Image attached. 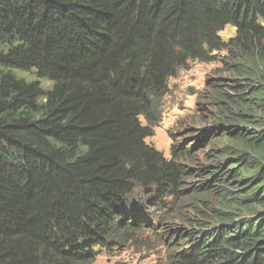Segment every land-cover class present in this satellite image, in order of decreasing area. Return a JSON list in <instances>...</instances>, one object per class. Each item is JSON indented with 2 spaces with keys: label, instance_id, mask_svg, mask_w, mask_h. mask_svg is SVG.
<instances>
[{
  "label": "trees",
  "instance_id": "trees-1",
  "mask_svg": "<svg viewBox=\"0 0 264 264\" xmlns=\"http://www.w3.org/2000/svg\"><path fill=\"white\" fill-rule=\"evenodd\" d=\"M263 20L264 0H0V264H93L173 212L196 187L181 188L190 148L173 141L166 158L145 142L168 80L189 62H220L231 26L232 46L264 65ZM241 90L225 96L232 107L264 115V87ZM257 126L225 135L258 149L257 161L224 164L199 185L235 201L209 208L220 231L177 234L186 245L171 264H264V211L234 216L264 207Z\"/></svg>",
  "mask_w": 264,
  "mask_h": 264
},
{
  "label": "rangeland",
  "instance_id": "rangeland-1",
  "mask_svg": "<svg viewBox=\"0 0 264 264\" xmlns=\"http://www.w3.org/2000/svg\"><path fill=\"white\" fill-rule=\"evenodd\" d=\"M234 34L235 30L231 27L220 33L224 39ZM249 52L252 58L245 59L248 50L240 46L231 54L222 56L221 62H189L184 69L178 72L179 75L177 73L175 77L170 78L168 92L161 101V121L158 126L154 127L153 135L150 138L147 137L145 142L159 148L158 150L169 158L171 142L174 141L176 144H178L177 141L179 144L194 142V137H185L183 134L185 124H191L193 129L213 124L212 127L216 128L217 108L221 106L220 92L236 94V90H245V87H241L245 84L264 87V65H261L258 58L253 57L254 50H249ZM225 105L231 107L229 110L236 114L235 117L229 114L232 119L229 118L228 121L231 123L226 124L222 120L219 121L221 124H226L223 126L228 127V132H233L236 128L257 131L259 130L258 121L264 122V115L260 110H255L254 113L253 111L239 112L237 106L232 107L233 105L228 103ZM239 144V142L237 144V142L226 139L215 140L210 145L203 143L194 146L192 144L190 156L180 160L185 170L193 168L189 171L191 176L183 180L184 186L181 188L196 186L197 189L195 187L193 190L181 192L174 200L173 212H158V217L155 218L158 222H153L152 231H139L130 241L101 251L95 257L93 264H171L168 254L170 247L174 244L168 239L169 229L177 233L188 232L190 227H196L198 223L212 224L215 221L211 220L210 207H223L227 202L230 206L235 202L234 200L226 201L221 197L222 190L217 187V183L206 188H201L199 185L208 177L205 173L215 170L219 165L236 163L242 158L247 161H257L258 149L248 150ZM226 186L233 188V186ZM256 210L264 211V207L258 205L254 212L243 208L235 210L234 216L236 219H245L251 216L250 214L261 215V213H256ZM249 218L254 219V217ZM177 251L176 246L171 248L172 255Z\"/></svg>",
  "mask_w": 264,
  "mask_h": 264
},
{
  "label": "clouds",
  "instance_id": "clouds-1",
  "mask_svg": "<svg viewBox=\"0 0 264 264\" xmlns=\"http://www.w3.org/2000/svg\"><path fill=\"white\" fill-rule=\"evenodd\" d=\"M260 24L264 27V20L263 21H261L260 22ZM231 28H233L234 30H235V34L232 36V37H229V38H227V39H225V41H228V45H227V49H225V51H224V55H228V54H231L232 52H234L236 49H238L240 46H241V43H238L237 45H235V46H232V43H231V38H233L235 35H236V27L234 26V27H232L231 26ZM255 53V52H254ZM255 55H256V58H258L259 60H260V63H261V65H262V61H261V58H260V56H259V54H257V53H255ZM220 57H222V56H220ZM252 86H256V85H253V84H249V85H247V84H245V90H248L249 88H251ZM220 95H221V97H220V102H221V106H219L218 108H217V111H218V120H217V122H215V123H218V125H215L216 126V128H213L212 126L214 125H205V126H202V127H199V128H197V129H193V126L191 125V124H185V128H184V130L186 131V133H187V136H189V137H194V140H196L197 141V144H195V143H193V144H195V146H199V145H201V144H203V143H207V144H211L213 141H215V140H218V141H221L222 139H226L227 141H229V138H228V136H225V135H227V133H228V127L227 126H223V125H226L227 123H231V122H229L228 121V117H229V112L228 111H223V112H221V109H223V108H225V107H227V105H225V104H230V101L228 100V99H226V93H222V92H220ZM225 116H228V117H225ZM223 121V122H225L226 124H221V123H219V121ZM203 129H209L210 131L211 130H215L216 131V129L219 131V135H215L214 137H212V138H208V137H205V136H203L202 134H201V132H202V130ZM259 130H260V128H259ZM259 130H257V131H259ZM237 157L238 158H240V156L239 155H237ZM243 159V158H242ZM241 160V159H240ZM239 160V161H240ZM244 160V159H243ZM247 161V160H246ZM179 163H180V161H178ZM238 162V161H237ZM228 164V163H227ZM251 164V161H248V163H247V166L248 165H250ZM222 165H224V164H222ZM222 165H219V166H217L216 168H215V170H213V171H209V172H207V173H205V174H207L208 176H209V179L208 180H210V178H211V176H210V174L212 173V172H214V171H216L217 170V168L218 167H221ZM199 169V168H198ZM203 170V169H202ZM212 221H214V220H212ZM214 223H216V221L214 222ZM213 224V223H212ZM205 226H209L208 228H210L211 227V225L210 224H205V225H202V224H200V223H198L197 224V226L196 227H194L195 228V231H197V230H204V229H207V228H205ZM191 228V227H190ZM190 228H189V230H190ZM179 233H183V234H187V233H189V232H186V231H180ZM167 234L170 236V237H173L172 239H174V237H175V235L171 232V231H168L167 232ZM183 234H181V235H183ZM182 237V236H181ZM186 244L184 243V242H182V246H185Z\"/></svg>",
  "mask_w": 264,
  "mask_h": 264
},
{
  "label": "bare ground",
  "instance_id": "bare-ground-1",
  "mask_svg": "<svg viewBox=\"0 0 264 264\" xmlns=\"http://www.w3.org/2000/svg\"><path fill=\"white\" fill-rule=\"evenodd\" d=\"M222 32V31H221ZM220 32V33H221ZM246 59H249L248 57H246ZM217 60H220V62L222 61V59H221V57L219 58H217ZM177 75V74H176ZM178 75H179V73H178ZM230 117V116H229ZM229 119V118H228ZM215 125H218V123H215ZM242 129V128H241ZM235 130H239V128H236V129H234V131ZM233 131V132H234ZM252 132V131H251ZM258 132V131H257ZM220 134V133H219ZM151 136H149V138H150ZM167 139V138H166ZM168 140H169V138H168ZM163 143V142H162ZM164 144V143H163ZM165 146V145H164ZM162 147V146H161ZM159 149V148H158ZM165 149H166V147H165ZM165 149H163L162 148V150L164 151ZM166 150H168V149H166ZM169 150H171L170 148H169ZM173 151V150H172ZM165 152V151H164ZM175 153V152H174ZM162 154V153H161ZM168 154H170V153H168ZM164 155V154H163ZM162 156V155H161ZM165 157V156H164ZM131 219L132 220H134L135 219V217L132 215L131 216ZM235 221H236V218H235ZM220 228H221V225H220V223H216V228L215 229H218L219 231H220ZM146 230H150L149 228H146ZM153 229H151V231H152ZM219 231H218V233H219ZM218 233H215V235H216V237H217V235H218ZM168 239H170L171 241H172V243L175 245L176 243L171 239V238H168ZM214 239V238H213ZM209 241H210V239H209ZM174 245H172L171 247H170V252H169V258L171 259V255H172V253H171V248L174 246ZM177 248H179L178 246H176ZM179 250V249H178ZM192 251L194 250V251H196L197 250V247L195 246V247H193L192 249H191Z\"/></svg>",
  "mask_w": 264,
  "mask_h": 264
}]
</instances>
